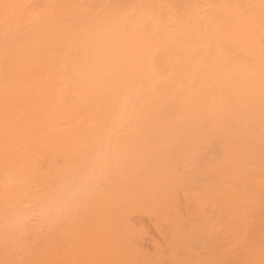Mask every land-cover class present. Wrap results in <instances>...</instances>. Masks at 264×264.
<instances>
[{
	"label": "rangeland",
	"instance_id": "1",
	"mask_svg": "<svg viewBox=\"0 0 264 264\" xmlns=\"http://www.w3.org/2000/svg\"><path fill=\"white\" fill-rule=\"evenodd\" d=\"M262 5L264 0H247L243 3L241 21L228 50L230 70L227 74L233 78L224 86L221 95L218 90L213 91L217 110L214 124H209L208 120L203 119L198 113L197 106L190 102L187 103L186 111L183 113L187 115L184 123L174 121L172 124H164L160 137H154L150 132L149 124L142 121L139 130L145 138L143 144L129 146L134 126L137 120L141 119V114L138 113L134 121L129 123L130 125L126 124L127 126L123 127L125 130L122 129L123 132L119 133L120 136L117 135V139L108 141L101 150L102 153L95 158L92 172L85 165L87 162L84 160L85 150L69 148L67 149L69 151L65 152L66 147L62 145L60 146L62 148L59 146L56 148V141L53 142L54 134L47 133L45 123L37 119V115L34 116L33 121L30 120L32 123L23 125L16 120L1 118L0 148L6 149L7 146V150H10L9 147L12 146V149L25 151L23 156L28 159V171H33L34 175L32 181L28 180L32 189L26 195L0 200V260L9 259L18 264H37V262L38 264H102L105 262L104 259L111 255L105 264H135L136 261L141 264H264V6ZM187 44L191 47L187 62L189 60L194 62L197 54L192 43ZM254 51L258 52L259 58L253 56ZM193 65L186 66L184 70L188 73L193 71ZM243 68L254 72V80L251 83L243 82L240 78ZM181 84L186 91L187 85L183 82ZM196 88L194 90L197 93ZM20 89L14 91L16 92L14 97L18 98H15V105L23 111L26 108L25 104L22 105L16 100L24 94L26 96L34 94L25 91L24 87ZM221 97L223 101L220 102ZM32 124L37 125L32 126ZM2 131H6L5 135ZM39 141L43 142L39 143ZM121 141L126 144H124L126 148H123L128 150L122 151L124 154L122 153L120 157L121 164L114 166L112 162H116L117 146ZM62 153L69 154L65 157ZM43 154L45 156L42 158ZM73 154L79 155L77 158L83 155L81 157L84 159H81L84 162L77 164L81 159H74ZM48 156L50 160L47 159ZM75 163L79 171L77 166H73ZM69 166L70 170H68ZM84 167H87L85 170L88 172H83ZM53 168L57 169L56 175ZM59 168L62 170L59 171ZM73 168L74 171L71 170ZM56 171L65 178L57 177ZM70 172L77 173L74 176L79 173L81 175L77 176L78 180L72 179ZM50 175L51 179H49ZM53 177L58 180L55 181ZM60 177L65 180L69 177L71 179L64 182ZM60 180H63L62 184ZM63 183L67 186L66 189ZM55 185L61 186L62 189ZM149 186L151 189L147 188ZM76 191L83 194H81L82 199L78 193H74ZM89 200L91 202L87 203ZM74 201H77V204ZM86 203L90 206L88 207ZM85 205L88 210L85 209ZM78 206L83 207L79 209ZM59 207L58 218H60L56 219L52 214L58 211ZM29 210L33 213L28 214ZM52 218H55V221ZM65 219L67 223L64 222ZM43 223L44 225H41ZM82 226H86L84 227L86 229L90 226V230L86 232ZM108 226L110 231L106 228ZM37 227L44 229H39V232ZM95 228L100 232H95ZM62 240L65 247L69 245L67 249L64 246L61 248ZM110 243H113L111 244L113 249L108 245ZM90 245L92 247H89ZM107 246L111 250L108 251ZM107 252L110 253L105 255Z\"/></svg>",
	"mask_w": 264,
	"mask_h": 264
},
{
	"label": "bare ground",
	"instance_id": "2",
	"mask_svg": "<svg viewBox=\"0 0 264 264\" xmlns=\"http://www.w3.org/2000/svg\"><path fill=\"white\" fill-rule=\"evenodd\" d=\"M244 1L247 0H0V120L1 118L2 120L7 118L16 120L19 124L23 125L30 123V120L37 115V119H41L42 123H45L47 133L54 134L53 142L56 141V148L62 145L64 148L66 147V150L69 148L71 150L77 148L85 150L86 156L83 151L81 153H83L86 159L81 157L83 155L79 158H77L79 155L74 156L73 154V156L75 157L74 159L82 158L87 160L85 165L92 172L95 158L102 153L101 150L107 145L108 141L114 138L117 139V135L122 129L125 130L123 127L126 124L130 125L129 123L134 121L138 113L141 114V119H138L134 126L132 141L130 139L131 145L129 146L143 144L145 138L140 134L141 130H139V124L142 121L149 124L150 132L153 133L154 137H160L164 124H172L174 121L184 123L187 120V115L183 113L186 111L187 103L190 102L192 105L197 106L196 108L199 109L197 111L203 119L208 120L209 124H214L217 118V110L213 91L218 90L221 95L224 86L230 83L233 78V76L227 74L230 70V55L228 50L232 44L235 30L241 21ZM188 42L192 43V47H194L197 54L194 62H190L189 59L187 62V56L191 49L187 44ZM253 56L259 58L258 52L254 51ZM192 64H194L193 71L188 73L187 70H184L186 66H191ZM240 73V78L243 82L251 83L254 80L253 71L243 68ZM182 82L187 85L186 91L182 88ZM21 87L26 88L25 91H31L34 94L32 96L24 94V96H19V100H16L22 105L25 104L26 108L24 107L25 110L23 111H20L21 108L19 109L15 105V98L17 97H14L16 95L14 91ZM195 88L198 91L197 93L194 90ZM25 91L24 93H27ZM194 92L196 93V97L194 96ZM221 101H223L222 97ZM36 125L32 124V126ZM5 132L2 131L3 135H5ZM124 144L125 142L122 143L121 141L119 146H117L116 162L113 161L112 165L118 166V164H121L120 157L124 152L123 150H126V144ZM9 148L10 150H7V146L6 149L0 148V200L24 196L32 189L30 181H32L34 174H32L33 171H28V159L23 156L25 151L12 149V146ZM77 153H80L79 150ZM68 154L64 156L66 157ZM43 156L45 155H41L42 158ZM64 156L62 157L65 158ZM47 159L50 160L49 156ZM59 159L61 160L60 157ZM81 160L77 164L84 162ZM77 164L75 163L73 166H77ZM77 168L79 171L78 166ZM86 168H82V170L84 169L83 172L87 171L85 170ZM53 169L55 173L57 169ZM60 169L62 170V168H59V171ZM68 170H70V166ZM71 170L74 171V168ZM75 172L74 174L70 172V175H72L70 177L78 180L79 177L77 176L81 174L79 173L77 176H74L77 174ZM60 174L58 173L57 177H64V175ZM4 176L10 179H5ZM69 178H66V180L69 181ZM49 179H51V175ZM63 180L64 182L66 181L65 179ZM63 180H60L61 184ZM44 183L41 182L42 185ZM58 185L55 186L61 188ZM65 185H67V182ZM65 185L66 189L67 186ZM108 188L110 187L108 186ZM147 188H150V186ZM49 189L51 188L49 187ZM54 189L53 187V191ZM81 194L79 195L82 199ZM98 194L99 192L97 196ZM99 196L101 197V194ZM164 199L167 200L168 198ZM95 201L97 200L95 199ZM76 202L75 204H77ZM90 202L89 200L87 203ZM19 205L21 207V204ZM84 207L85 209L87 208L86 205ZM31 212L33 213V211L29 210L28 214ZM52 215V217L55 216L57 219L58 215L60 216V207ZM54 219L52 218V220ZM57 221L59 222V220ZM64 222L67 223L66 219ZM41 225H44V223ZM63 226L61 227L63 228ZM71 228L74 229L73 227ZM106 228L110 231V226ZM88 229H86V232ZM108 230L107 232H109ZM95 232L99 233L100 231L96 230ZM18 236L20 237V235ZM94 236L98 238V236ZM98 239L101 240L100 237ZM111 244L113 243L108 245ZM13 245L15 244L13 243ZM67 245L65 247L63 242L61 248L64 246L67 249L69 247ZM95 245L93 244V246ZM89 247L92 246L90 245ZM108 249L111 250L110 247ZM117 251L121 252V250ZM97 252H95L96 255ZM109 253L107 252L105 255ZM106 260L104 259L105 262ZM26 261L24 262L26 263ZM109 261L112 260L109 259ZM105 262L103 263L105 264Z\"/></svg>",
	"mask_w": 264,
	"mask_h": 264
},
{
	"label": "snow or ice",
	"instance_id": "3",
	"mask_svg": "<svg viewBox=\"0 0 264 264\" xmlns=\"http://www.w3.org/2000/svg\"><path fill=\"white\" fill-rule=\"evenodd\" d=\"M262 6H264V5H262ZM12 7H18V6H12ZM29 7H34V6H29ZM0 264H18V262L12 261L9 259H5V260H0ZM135 264H141V262L136 261Z\"/></svg>",
	"mask_w": 264,
	"mask_h": 264
}]
</instances>
